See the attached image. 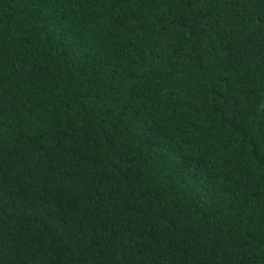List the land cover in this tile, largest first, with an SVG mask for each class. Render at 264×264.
Masks as SVG:
<instances>
[{
	"label": "trees",
	"instance_id": "1",
	"mask_svg": "<svg viewBox=\"0 0 264 264\" xmlns=\"http://www.w3.org/2000/svg\"><path fill=\"white\" fill-rule=\"evenodd\" d=\"M0 264H264V0H0Z\"/></svg>",
	"mask_w": 264,
	"mask_h": 264
}]
</instances>
